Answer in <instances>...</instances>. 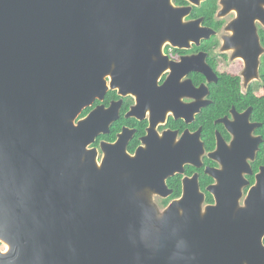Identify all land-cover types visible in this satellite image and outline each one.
Returning a JSON list of instances; mask_svg holds the SVG:
<instances>
[{
    "label": "water",
    "instance_id": "95a60500",
    "mask_svg": "<svg viewBox=\"0 0 264 264\" xmlns=\"http://www.w3.org/2000/svg\"><path fill=\"white\" fill-rule=\"evenodd\" d=\"M260 2L250 0L255 17ZM188 12L171 0H0V264H264V168L240 207L243 170L219 139L211 158L224 169L207 174L221 190L237 176L236 196L205 208L185 181L181 200L160 209L154 197L167 198V180L189 163L182 147L148 142L132 157L121 139L99 162L91 146L118 114L80 118L106 77L126 83L120 72L149 61L136 45L160 55L180 41Z\"/></svg>",
    "mask_w": 264,
    "mask_h": 264
},
{
    "label": "flooded vegetation",
    "instance_id": "af4514ba",
    "mask_svg": "<svg viewBox=\"0 0 264 264\" xmlns=\"http://www.w3.org/2000/svg\"><path fill=\"white\" fill-rule=\"evenodd\" d=\"M171 1L174 8L189 10L180 41H165L160 55L152 45H136L133 50L140 53L135 55L149 61L135 65L133 72H120L132 75L126 83L112 87L111 77H106L103 99L80 118L96 108L106 121L114 115L112 107L118 114L109 132L99 135L91 146L98 150L99 162L104 157L102 146L121 139L132 157L148 142L157 145L161 140L167 153L185 151L189 163L183 173L167 180L168 197H154L161 209L181 200L185 181L198 185L205 208L236 196L237 176L232 188L221 190L218 178L207 174L208 169H224L222 159L211 158L219 151V139L223 140L228 147L223 157L230 156L233 169L243 170L238 203L246 208L264 168V3H259L261 12L255 17L251 10L257 6L250 0L244 6L237 0ZM241 10L247 13L243 21ZM7 250L0 242V253Z\"/></svg>",
    "mask_w": 264,
    "mask_h": 264
},
{
    "label": "trees",
    "instance_id": "16d2710c",
    "mask_svg": "<svg viewBox=\"0 0 264 264\" xmlns=\"http://www.w3.org/2000/svg\"><path fill=\"white\" fill-rule=\"evenodd\" d=\"M87 112H84L83 113V116L86 114ZM166 206V203L162 204V207H165Z\"/></svg>",
    "mask_w": 264,
    "mask_h": 264
},
{
    "label": "rangeland",
    "instance_id": "374dc122",
    "mask_svg": "<svg viewBox=\"0 0 264 264\" xmlns=\"http://www.w3.org/2000/svg\"><path fill=\"white\" fill-rule=\"evenodd\" d=\"M154 202L156 203V205H158L157 202L155 201V199H154ZM158 206H159V205H158ZM159 208H160V207H159ZM160 209H161V208H160Z\"/></svg>",
    "mask_w": 264,
    "mask_h": 264
},
{
    "label": "bare ground",
    "instance_id": "6f19581e",
    "mask_svg": "<svg viewBox=\"0 0 264 264\" xmlns=\"http://www.w3.org/2000/svg\"><path fill=\"white\" fill-rule=\"evenodd\" d=\"M7 248H8V250H7V252L9 251V247L7 246Z\"/></svg>",
    "mask_w": 264,
    "mask_h": 264
}]
</instances>
